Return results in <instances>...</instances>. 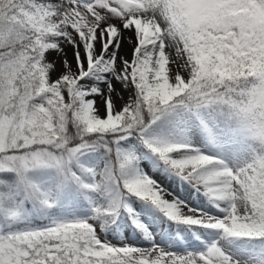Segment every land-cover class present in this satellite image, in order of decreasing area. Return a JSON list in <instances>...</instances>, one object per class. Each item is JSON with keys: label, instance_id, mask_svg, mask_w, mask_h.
Returning a JSON list of instances; mask_svg holds the SVG:
<instances>
[{"label": "snow or ice", "instance_id": "6c2138e0", "mask_svg": "<svg viewBox=\"0 0 264 264\" xmlns=\"http://www.w3.org/2000/svg\"><path fill=\"white\" fill-rule=\"evenodd\" d=\"M0 264H264V0H0Z\"/></svg>", "mask_w": 264, "mask_h": 264}, {"label": "rangeland", "instance_id": "374dc122", "mask_svg": "<svg viewBox=\"0 0 264 264\" xmlns=\"http://www.w3.org/2000/svg\"><path fill=\"white\" fill-rule=\"evenodd\" d=\"M56 57V54L55 53H52V54H50V56H49V59H53V58H55ZM157 179H161L162 180V182L164 183V182H167V181H163V179H162V177H157ZM173 186V185H172ZM176 188V190L178 191V194H183V192H184V187L182 186V190L180 191L176 186H173V187H171V188Z\"/></svg>", "mask_w": 264, "mask_h": 264}, {"label": "bare ground", "instance_id": "6f19581e", "mask_svg": "<svg viewBox=\"0 0 264 264\" xmlns=\"http://www.w3.org/2000/svg\"><path fill=\"white\" fill-rule=\"evenodd\" d=\"M69 59H71V53H69ZM166 184L167 187L171 188L173 186H176L180 191L182 190V186H178V185H173L171 182H164ZM173 185V186H172Z\"/></svg>", "mask_w": 264, "mask_h": 264}]
</instances>
